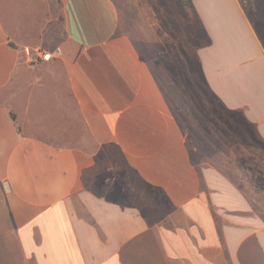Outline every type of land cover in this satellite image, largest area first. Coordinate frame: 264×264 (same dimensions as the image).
<instances>
[{
  "label": "crops",
  "instance_id": "0c3cea01",
  "mask_svg": "<svg viewBox=\"0 0 264 264\" xmlns=\"http://www.w3.org/2000/svg\"><path fill=\"white\" fill-rule=\"evenodd\" d=\"M124 1L0 0L15 264H264V0Z\"/></svg>",
  "mask_w": 264,
  "mask_h": 264
},
{
  "label": "rangeland",
  "instance_id": "374dc122",
  "mask_svg": "<svg viewBox=\"0 0 264 264\" xmlns=\"http://www.w3.org/2000/svg\"><path fill=\"white\" fill-rule=\"evenodd\" d=\"M125 2L126 0L124 1V3ZM135 11L136 10H134V12ZM129 12H132V10H129ZM184 19V24H186L185 26L187 27V29L191 30L192 45L194 46V44L197 43L196 38H198L200 41V35L197 33V21L191 12L189 16ZM56 23V32L60 34L61 21L57 20ZM177 34V40L185 43L186 40H182L179 38L180 33ZM5 194V187L0 180V264H15V249L13 248L14 240L13 234L9 232V216L6 208Z\"/></svg>",
  "mask_w": 264,
  "mask_h": 264
},
{
  "label": "trees",
  "instance_id": "16d2710c",
  "mask_svg": "<svg viewBox=\"0 0 264 264\" xmlns=\"http://www.w3.org/2000/svg\"><path fill=\"white\" fill-rule=\"evenodd\" d=\"M177 6L179 8L180 13L185 18H187L190 12H192L195 14L196 20L199 21V18L197 16V12L194 8L192 0H177ZM240 165L243 168V170L252 177L256 186L258 188H262L263 187V177L260 171L256 168V165L252 163L249 164L245 159H240Z\"/></svg>",
  "mask_w": 264,
  "mask_h": 264
},
{
  "label": "built area",
  "instance_id": "2783aa9c",
  "mask_svg": "<svg viewBox=\"0 0 264 264\" xmlns=\"http://www.w3.org/2000/svg\"><path fill=\"white\" fill-rule=\"evenodd\" d=\"M26 51H28L29 52V50L28 49H26ZM41 56V58L42 59H46V58H48L49 57V54L48 53H43L42 55H40ZM30 58V61H35L36 60V57H34V56H30L29 57Z\"/></svg>",
  "mask_w": 264,
  "mask_h": 264
}]
</instances>
